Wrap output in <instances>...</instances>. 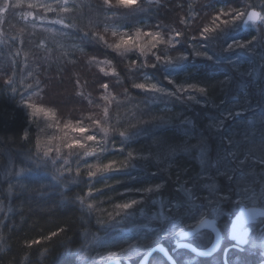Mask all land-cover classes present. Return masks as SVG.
I'll return each instance as SVG.
<instances>
[{"label":"snow or ice","instance_id":"obj_1","mask_svg":"<svg viewBox=\"0 0 264 264\" xmlns=\"http://www.w3.org/2000/svg\"><path fill=\"white\" fill-rule=\"evenodd\" d=\"M22 0H17L16 5H11L9 0H4L0 4V13L6 12L9 7H20ZM68 0H56L55 6L48 3H31L29 8L43 9L44 12H69L66 7ZM191 7V5H190ZM124 9L126 12L118 16L117 11ZM101 10L104 13H111V16L105 15L103 33L94 31L99 26V22L89 21L91 25L87 31H84L82 40L101 43L107 49H110L119 57H127L129 54H137V59L131 60L130 68L140 72L146 81H155L150 83H134L133 87L144 90L154 98H171L178 101L184 100L186 93H198L202 99H197L195 95H187V101H195L202 106H211L221 108L220 114L216 118L209 120L208 128L215 131H222L227 121H231L251 110L248 100L247 84L240 86V93L243 94L241 99L240 93L233 96L228 107H222L225 101L220 105L215 104L208 96V87L202 86L197 82H188V61L190 56L203 57L212 60L213 56L209 54V45L217 42L223 43L230 40L222 50L232 52L239 50L245 55L258 58L255 67L250 68L246 73H241L256 82L258 74L264 70V53L257 52V46L254 44L257 37L242 40L235 38L232 33L241 29V27H252L259 31L264 26V0L259 3L242 0L240 7L231 5H221L217 8L210 21L199 30V37H186L184 32L172 30L169 26L156 25L149 26L144 22L136 21L131 27L124 21L127 16L138 15L144 11L140 0H102ZM25 18L33 16L29 11L24 14ZM41 20L44 17H40ZM54 24L64 25L66 28H73L75 23L65 25L63 19L52 21ZM153 27L155 30H152ZM51 31V30H50ZM110 32L113 41L111 43L105 39V34ZM183 38V39H182ZM190 52H180L176 56L168 55V51H175L176 46L187 42ZM167 45L164 53H161V47ZM43 47V42L41 43ZM62 46V45H58ZM82 51V49H81ZM151 57L153 63H148V57ZM142 58V59H141ZM95 57L92 60L95 61ZM99 63L111 66L112 60L106 59ZM235 71H239L234 61H229ZM152 72L151 76L147 71ZM105 71V69H101ZM107 71L116 74L115 67H109ZM159 73L161 79H157ZM185 74L183 82H178V77ZM31 75V73H29ZM231 77H225L221 84H228ZM164 82L171 87H165ZM23 80L17 82L9 77L4 81L5 86L12 94H16L20 86H23ZM39 81H37V84ZM105 90L101 99L104 101L99 114L91 113L87 117L79 119H68L66 121L57 120V112L54 108L45 107L42 104L34 103L31 97H21L20 103L34 117L44 116L51 121L46 125L48 129H55V134L47 135L41 138L40 133H44V128H39L36 134L34 151L30 146L25 154L26 159L33 162L35 169L41 167L48 172V166L51 164L55 169L56 175L54 180H60L63 177L65 183H79L82 180L86 182V192L84 195L77 194L76 201L81 208H87L88 212L105 211L98 208L97 203L112 201L114 196L105 197L103 200L96 201V194L101 193L104 189H114L117 184L124 181H115L108 183V180L117 173L127 175L129 179H136L131 176V171L138 167L143 168L147 163L154 161L157 165L164 164L163 169L158 171L168 172L171 168L176 167V178L174 181L175 195L170 199L159 196L160 190L164 189L167 180H162L155 184H150L140 188H125L122 192L115 193L121 197L127 196L128 193L135 192L141 194V199L128 198L112 205L113 212L107 213L108 218L113 223H121L125 219L135 220L142 218V223L136 226V231L141 233L136 239L125 240L122 242L112 241L113 244L120 247L119 252L107 253L108 257H123L125 260H131L133 256L141 257L140 264H159L155 259H151L154 251H159L166 259L168 264H179L178 259L173 253H170L166 247L159 244L162 238L175 236L177 238L174 245V251L179 249H191L195 257L211 255L219 246L221 241L220 232L216 228L215 216L221 212V205L225 203H234L239 208L240 215L235 217L231 225L230 236L237 241V247L248 243L245 237L248 231L245 223L254 219L257 215H264V212L257 208L243 207L249 203L260 202L264 204V133L257 138L255 135L256 125L259 121L264 123V111L258 114L257 119L245 121L246 129L241 135V139L235 138L236 134L232 133L222 140L230 146V150L221 152L217 150L215 156L210 152L207 138L200 134L196 143H190L193 138L189 131L183 134L187 138L182 142H174L167 137L158 136L154 138L155 151L127 150L126 156L122 160L117 158H105L113 153L125 152V145L132 140L138 131L129 132L120 130V128L111 123L112 117L108 105L112 103V97L107 94L108 83L100 86ZM258 87V85H257ZM32 88L27 85L26 92ZM81 97L84 93H79ZM89 103H92L89 100ZM99 107V106H96ZM87 121V123H86ZM152 123L160 129H164L169 123L162 117H153ZM182 125L192 126L193 121L185 117L181 120ZM118 133L122 138L120 147L116 146L113 138ZM30 131L25 129L22 139H29ZM195 153V159L199 165V171L193 172L191 168L180 167L175 163L178 155H192ZM242 157V158H241ZM90 158L94 162H89ZM73 160L75 167H73ZM259 168L260 171L256 169ZM32 168H21L20 173H31ZM20 173H17L19 176ZM68 174V175H66ZM156 173H153L155 175ZM71 176V179H69ZM102 180L103 187L96 188L94 182L97 179ZM223 179L225 184L220 186L219 180ZM21 187H26L21 185ZM11 194V186L8 189ZM148 194H152L151 205L156 207L155 211L149 213L143 206L148 201ZM234 198V199H233ZM90 201V202H87ZM138 209L137 211L134 209ZM235 215V213H233ZM211 216L212 219L208 217ZM119 219H115V218ZM190 221L191 223H185ZM104 223V221H98ZM158 223L159 227H152L153 223ZM178 231H175L176 229ZM202 229H211L215 232V241L211 246L193 247L192 244L182 243L186 237H196L201 234ZM63 232L64 229H60ZM163 234V236L161 235ZM58 232L53 231L48 236L41 237L42 240H51L56 237ZM40 240L26 242L28 247L39 244ZM127 244V247L121 246ZM155 244V248L149 246ZM6 251V249H0ZM47 251V249H45ZM83 251V250H81ZM227 252V250H225ZM104 260V257L100 258ZM187 264H195L194 260H188Z\"/></svg>","mask_w":264,"mask_h":264},{"label":"trees","instance_id":"obj_2","mask_svg":"<svg viewBox=\"0 0 264 264\" xmlns=\"http://www.w3.org/2000/svg\"><path fill=\"white\" fill-rule=\"evenodd\" d=\"M249 2L258 4L259 0H249ZM140 3L144 11L138 15L127 16L124 21L129 27L136 21L144 22L149 26L165 25L172 30L184 32L186 37L190 38L199 37V30L210 21L214 11L221 5L240 7L242 0H140ZM81 7V9L74 8L73 10L80 14L74 21L77 25L75 29L68 28L66 31H60V37L57 38L58 41H63L60 43L62 45L60 48H63L70 60L88 54L112 60L116 74L110 73L105 78V83L109 84V89L115 96L109 107L111 123L118 126L120 130L138 131L139 133L127 142L123 154L113 153L107 156L105 161L111 158L122 160L126 156L127 150L144 151L145 154L147 150L155 151L153 141L158 136L167 137L174 142H182L187 139L183 134L186 130L191 133L193 138L190 143L193 144L203 133L207 138L211 154L215 156L217 150L221 152L230 150V146L223 142V137L235 133V138L241 139V135L246 129L245 121L258 120V114L264 111V70L258 74L255 83L249 77L242 75L241 73H246L257 65L258 58L245 55L239 50L223 51L225 43L230 40L209 45L208 50L209 54L213 56L212 60L190 56L188 61V82H197L208 87V96L215 104L220 105L221 101H225L222 107L229 106L232 97L240 93L242 84L248 85L247 93L251 110L227 121L222 131H215L208 128L209 120L218 117L221 108L202 106L195 101L186 100L187 95H195L197 99H202L198 93H186L184 94L185 99L181 101L167 97L154 98L144 90L133 87L134 83L155 82L146 81L140 72L130 68V62L137 59V54H129L124 59H119L103 44L82 40L84 31H87L91 25L88 16L85 18L83 16L85 14L81 15V13H85L83 4ZM97 9L94 6L93 12ZM96 17L94 16V21H91L94 23L99 21L103 25V16L97 15ZM71 19L66 21L67 24L73 22ZM103 28V26H98L93 30L102 33L101 29ZM152 30L155 28L153 27ZM232 35L242 40L256 36L254 44L257 46V52L264 53V26H261L259 31L252 27H241ZM189 43H191L190 40L177 45L175 51H168L167 54L178 55L180 52H190ZM167 47V45L162 46L161 53H164ZM53 48H55L54 44ZM229 61L236 63L239 68L238 72L233 69ZM148 63H153L150 56ZM79 71L80 76L86 77L90 82L97 78L91 70H87V67H82ZM63 73V69L56 67L53 76L55 77L54 82L56 81L59 86L65 84V80L66 83L74 81L72 76L64 77ZM147 75L151 76L152 72L148 70ZM156 77L162 80L159 73L156 74ZM225 77H231L230 82L221 84L220 82L224 81ZM184 79L185 74L182 73L178 77V82H183ZM164 85L171 87L166 82ZM240 95L243 99V94L240 93ZM20 100L17 93L12 94L5 84L0 83V249H6V251H0V264H84L82 263L84 254L81 252V246L88 233H97L101 230L102 223L98 221H102V219L97 212L89 213L87 208L82 209L76 201L77 194L84 195L86 192L85 181L65 183L63 177L60 180H54V168L51 164L48 166V172H45L42 167L35 169L33 162L26 159L25 154L30 146L33 151L35 150L34 144L38 129L35 124L31 123L30 116ZM153 117H162L169 120L170 123L164 129L157 128L152 123ZM185 117L193 121L192 126L181 124V120ZM26 128L30 131L27 141L21 138ZM261 133H264V123L258 121L256 137L258 138ZM113 138L116 141V146L120 147L122 138L118 136V133ZM194 156L195 153L178 155L175 163L182 168H191L193 172L199 171V165L193 159ZM86 159L89 162H94L90 158ZM164 167V164L157 165L151 161L143 168L138 167L131 171V176L136 179H129L127 175L117 173L108 180V183L120 180L124 183L117 184L114 189H104L103 192L98 193V199L103 200L105 197L114 196L112 201L120 202L129 195L121 197L114 195L115 193L122 192L125 188L145 187L162 180H167V184L164 189L160 190L159 196L170 199L175 195L176 167L171 168L168 172L158 171ZM21 168H32L33 171L20 173L19 176L13 175L14 170L16 172ZM256 170L260 171L259 168ZM153 173L156 174L153 175ZM103 183L98 178L94 182V186L102 188ZM219 184L223 186L225 181L221 179ZM21 185L26 187H21ZM10 186L11 194L8 192ZM87 202L89 201L86 200ZM146 211H153V209L148 208ZM185 223L191 222L185 221ZM60 229H64V231L60 232ZM53 231L58 232L56 237L51 240L41 239ZM139 235L141 233L134 230L132 237L129 235L128 240L136 239ZM32 240L41 242L28 247L26 242ZM163 242L172 244L170 241L164 240ZM187 253L188 251H186Z\"/></svg>","mask_w":264,"mask_h":264},{"label":"rangeland","instance_id":"obj_3","mask_svg":"<svg viewBox=\"0 0 264 264\" xmlns=\"http://www.w3.org/2000/svg\"><path fill=\"white\" fill-rule=\"evenodd\" d=\"M36 2L48 3L55 6L56 0H22L20 7H9L6 12L0 13V83L4 84V81L9 77L17 82L23 80V86H20L17 92L20 99L22 96L24 98L31 97L34 103L54 108L57 112L56 118L59 121H66L68 119L75 120L81 117H87L91 113L99 114L104 106V101L101 97L105 94V90L100 86L105 83V78L111 73L107 71V69L113 67V64L109 66L99 63L106 59L100 58L95 54H88L80 56L78 59L75 58L70 60L68 55L63 51V48L58 46L60 43H63V41H58L59 39H57L60 37V31H66L68 28L64 27V25L54 24L52 21L63 19L65 25H67L66 21H70L72 18V23H74L80 14L76 11L73 12V10L74 8H80L82 4L83 8H85V13H81V15L85 14L83 15L85 18L88 16L89 21H94L93 18L97 15L103 16L104 20L105 15L110 17L111 13H104L101 10L102 0H68L66 7L70 11L66 13L60 12L59 10L56 12H44V10L40 8L32 9L28 7L29 4ZM3 3L4 0H0V4ZM9 3L14 6L16 5L17 0H9ZM93 5L98 8L95 12H93ZM29 11L33 12V16L25 18L24 14ZM114 11H117L118 16L123 15L126 12L124 9ZM40 17H44V19L41 20ZM99 26L104 27V24L102 25L99 22ZM70 29L73 30L75 27ZM101 31L103 33V29H101ZM105 39H107L109 43L113 41L110 32L105 34ZM42 42L44 45L43 47L41 46ZM53 44L55 45V48H53ZM224 47H226V45H224ZM92 57L96 58L95 61L92 60ZM124 58L125 57H119V59ZM56 67H60V69L64 70V77L72 76L71 78H74V81H68V83H66L67 81L64 79L65 84L62 86L57 85L56 81L54 82L55 77L53 76ZM82 67H87V70H91L97 78L90 82L86 77H81L79 70H81ZM102 68L105 69V71H101ZM29 73H31V75H29ZM37 81H39L38 84ZM27 85H32V88L26 92ZM81 92L84 93L83 97L79 95ZM107 94L113 98V103L115 98L113 91L108 88ZM89 100H91L92 103H89ZM108 107H110V104ZM26 110L30 116L31 123L36 126L39 125V128L45 129L44 133H40L41 138L55 134V129H48L46 127L51 121L47 120L42 115L34 117L30 114V109L26 108ZM39 128L37 127L38 132ZM73 167H75L74 160ZM16 172L20 173V170H16ZM16 172L14 170L13 175H17ZM54 174L56 175L55 169ZM84 184L86 185V182ZM128 195L129 196L125 199H141V194L135 192L128 193ZM98 198L99 195L96 194L95 200L97 202L100 201ZM154 198L156 197L152 194H148V201L143 205L146 210L148 208L153 209V211L156 210V207L158 206L153 207L151 205V199ZM114 203L117 202L105 201L104 203H97V207L104 209L105 211H94L97 212L98 216L104 221V223H102L99 232H91L86 236V240L81 246V250H83L81 252L84 254L82 263L101 264L110 260L120 259L125 262V264H137L136 262L141 259V257L133 256L131 260H125L123 257H108L107 255L109 251H120V247L113 244L112 241L122 242L128 240V238L132 237V232L136 230V226L143 222L142 218H139L135 220L125 219L121 223H113L112 220L108 218L107 213L113 212L112 205ZM252 205L253 204L251 203L247 204V206ZM260 205L264 206V204ZM135 210L137 211L138 216V209ZM236 210L237 207L234 206V203L222 204L221 212L218 213L215 218L222 220L231 217V214ZM151 212L152 211H149V213ZM225 223L228 226V223ZM152 227L158 228L159 224L154 222ZM178 230L179 229L177 228L175 231ZM253 230L254 231L250 237L251 244L246 246L245 249L239 248L236 251V255H238L236 261L239 259L241 264H247L248 259L250 258L249 255L253 252L252 250L254 247L257 248L258 246H262L261 249H264V230L259 231V228H254ZM226 233L227 231L224 234L225 237L221 250H219L211 260L214 264H220V259H222L223 251L227 246ZM129 235L131 236L129 237ZM161 235L163 236V234ZM164 240L170 241L173 244L177 238L175 236L165 237L160 239L158 243H162ZM193 241L201 248L205 245L210 247L211 242H214V235L210 231H203L199 236L193 237ZM154 245L155 244H151L149 246L153 247ZM121 246L127 247V244H121ZM175 252L184 256L178 250ZM101 257H104V260H101ZM196 259V257H188L185 255L183 263L187 264L188 260H194L195 262ZM158 262L159 264H166L162 259Z\"/></svg>","mask_w":264,"mask_h":264},{"label":"flooded vegetation","instance_id":"obj_4","mask_svg":"<svg viewBox=\"0 0 264 264\" xmlns=\"http://www.w3.org/2000/svg\"><path fill=\"white\" fill-rule=\"evenodd\" d=\"M244 206L245 207H251V206H247V205H244ZM252 206L264 208V206H262L260 204H253ZM238 211H239V208H237V210L234 212L235 215H233V213H232L231 214V217H227V218H224L222 220L221 219L218 220L217 218H215L216 221H217V225H218V227H219V229H220V231L222 233V241H221V244H220V248L213 255H211V256L196 257L197 259H196L195 263L200 262V263H203V264H214L211 260L213 259L214 255L217 252H219V250H221V247H222L223 241H224V237H225L224 234L227 231V233H226L227 234V240H226V245L227 246L225 248V250H227V252L225 250L223 251V256H222V259H220V264H234V263L241 264L239 259L237 260L238 262L236 261L237 256H238V255H236V251L239 248L245 249L246 246H249V244H251L250 237L252 235V232L254 231L253 230L254 228H259V231H263L264 230V216H260L258 218H255L254 221L248 223L245 226L246 229H249V233H248L247 238H246V240L248 241V243H246L244 245H240L239 247H237L236 246L237 245V241H235V240H233L231 238L230 233H231V225H232V222L234 220V217L237 215ZM225 222L228 223V226H227V224ZM203 231H210V230H202L201 232H203ZM211 233H213V232H211ZM184 241H187L189 243H192V244H194L197 247L199 246L196 243H194L193 237H189L186 240H182L181 242L183 243ZM162 243L166 246V248L170 251V253H173L176 256V258L179 261V264H184L183 263V260H184V256L185 255L188 256V257H192V256L195 257V254L192 253L190 249H179L178 250L184 256L176 253L175 252L176 250L174 251V245H175L176 241H175V243H173V245L172 244H166L164 242H162ZM261 247L262 246H258L257 248L256 247L253 248V250H252L253 252L249 255L250 258L248 259L247 264H262L264 262V249H261ZM186 251H188L187 254H186ZM151 259H155L157 261H159V260L162 259V260H164V262L166 264L168 263L166 261V259L162 256V254L159 253V252H155L152 255ZM200 259H201V261H200ZM136 263L137 264H140V260H138ZM122 264H125V262L122 261ZM149 264H151V262H149Z\"/></svg>","mask_w":264,"mask_h":264},{"label":"water","instance_id":"obj_5","mask_svg":"<svg viewBox=\"0 0 264 264\" xmlns=\"http://www.w3.org/2000/svg\"><path fill=\"white\" fill-rule=\"evenodd\" d=\"M245 28V27H244ZM243 207H245V206H243ZM257 208V209H259L260 211H262V212H264V208H261V207H256V206H251V207H246V208ZM238 215H240V211H238V213H237V215L236 216H238ZM235 216V217H236ZM260 216H264V215H257L255 218H258V217H260ZM235 217H234V220H235ZM209 219H212L211 217H208ZM255 218L254 219H250V220H248L246 223H245V225L244 226H246L248 223H250V222H252V221H254L255 220ZM233 220V221H234ZM215 221H216V219H215ZM216 228H217V230L220 232V235H221V241H222V233H221V231H220V229H219V227H218V225H217V221H216ZM202 230H210L211 232H213L211 229H202ZM201 230V231H202ZM247 231H248V233H249V229H247ZM213 234H214V237H215V232H213ZM187 238H189V237H186V238H184L183 240H186ZM247 238V236L245 237V239ZM214 241H215V238H214ZM221 241H220V244H221ZM183 243H189V242H187V241H184ZM159 244H161V245H163L164 247H166L163 243H159ZM189 244H192V243H189ZM220 244H219V246L217 247V249L211 254V255H213L219 248H220ZM192 246L193 247H197V246H195L194 244H192ZM153 248H155V245L153 246ZM201 250H202V248H200ZM191 250V249H190ZM169 251V250H168ZM155 252H159V251H154L153 253H152V255L155 253ZM170 252V251H169ZM160 253V252H159ZM211 255H208V256H211ZM202 257H205V256H202ZM101 264H122V260H120V259H114V260H110V261H107V262H103V263H101ZM262 264H264V262L262 263Z\"/></svg>","mask_w":264,"mask_h":264}]
</instances>
